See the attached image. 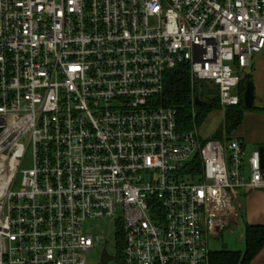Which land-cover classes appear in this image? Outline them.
Wrapping results in <instances>:
<instances>
[{"label":"built area","instance_id":"1","mask_svg":"<svg viewBox=\"0 0 264 264\" xmlns=\"http://www.w3.org/2000/svg\"><path fill=\"white\" fill-rule=\"evenodd\" d=\"M257 56L264 0H0V264H88L99 219L118 264H211L264 148L181 129L158 97L185 66L193 119L199 84L226 111Z\"/></svg>","mask_w":264,"mask_h":264},{"label":"trees","instance_id":"2","mask_svg":"<svg viewBox=\"0 0 264 264\" xmlns=\"http://www.w3.org/2000/svg\"><path fill=\"white\" fill-rule=\"evenodd\" d=\"M250 81H252L251 77H242L239 86L241 102L238 106L227 108L224 116V124L222 125L219 133L215 134L213 138L224 140L230 136L242 125L246 112L256 110L264 111V108L261 107L253 106L250 108L245 106L243 96L245 88ZM202 85L204 86V91L202 93L207 94L208 98H210V91L206 88L207 85ZM192 100L193 90L189 69L184 66L170 71L166 78L164 92L158 97V105L172 107L178 110V122L181 129H194L198 118L200 117L199 115L201 111L198 113L196 120L193 119ZM219 105V97L214 95L209 103L199 105L198 108L202 110V114H206L215 107L218 108ZM224 134L228 136L224 137ZM244 239L245 248L243 251H229L226 249L214 251L212 252L211 264H252L254 259L264 248V225H252L246 223ZM117 240L119 243V253L117 258L123 259L122 256L125 243L123 242L122 232H118Z\"/></svg>","mask_w":264,"mask_h":264},{"label":"rangeland","instance_id":"3","mask_svg":"<svg viewBox=\"0 0 264 264\" xmlns=\"http://www.w3.org/2000/svg\"><path fill=\"white\" fill-rule=\"evenodd\" d=\"M151 23L155 24L156 22L153 19ZM259 57L262 58V56ZM262 60L264 59L262 58ZM255 63H256V66L254 67L255 70L259 69V63H257V61H255ZM243 76L251 77L252 81L255 83L253 71L250 73L245 72ZM197 88L204 89V86L199 85L197 86ZM206 88L209 90L208 86H206ZM203 91H201V94L204 95V97L208 100L207 103H209L213 97L208 98L207 94L202 93ZM260 98L261 97L256 94L255 105H259V106L262 105ZM197 109H198V113H200V111L201 113L199 115L200 117L198 118L197 124L195 123L196 124L195 129H197V131L199 132L202 138L206 140L213 139L214 135L219 133L222 125L224 124L223 122L226 111H224L220 105L218 108L215 107L209 113L206 114H202V110L199 109L198 107ZM244 122H245V129L247 127L250 130L251 136L256 137L257 135L259 136L263 134L262 132H264V124L259 119H254L250 116L249 119L245 118ZM227 136L228 135L224 134V137ZM250 149H251V145H248V151H250ZM24 159L25 160L22 168L23 169L29 168L31 166L30 154H28ZM20 179L21 176H19L18 183L13 186L15 190L20 189L19 188ZM237 199H238L237 203H239L238 205H241L243 207V199L241 200L239 196L237 197ZM86 227L94 235H99L100 233L104 234V236L107 237L108 239L107 250L113 256L118 255L119 253V243L117 240L118 229H116L117 226L115 224V220L99 219L95 221H90L86 224ZM242 231H243V226L238 228L232 225L231 227L227 228L219 237H217L216 239H211L210 242L211 250L213 252L222 249H226L229 251L231 250L243 251L245 248V239L241 238V234L243 233ZM105 246L106 244L102 243V245H99V247H95L90 251V253L87 255L88 264H103L101 257ZM108 264H118V261L115 260L113 262H109Z\"/></svg>","mask_w":264,"mask_h":264},{"label":"crops","instance_id":"4","mask_svg":"<svg viewBox=\"0 0 264 264\" xmlns=\"http://www.w3.org/2000/svg\"><path fill=\"white\" fill-rule=\"evenodd\" d=\"M255 61L259 63V69H253L255 78V92L261 97L260 100L262 102V105L256 106L264 108V60L257 56ZM255 66L256 63L254 67ZM250 116L254 119H259L264 124V111L256 110L252 112H246L245 118L249 119ZM262 133V135H257L256 137L251 136L250 130L247 127L245 129V122L243 120L242 125L232 133V136L244 142L245 151H247V154L250 155L253 150L257 149V147L264 148V132ZM248 145H251L250 151H248ZM239 198L241 200L243 199V207L241 205H238L239 203H237L239 210H241V217L238 222H236L235 224H231V226L233 225L238 228L243 226V233L241 234V238L244 239L246 223L252 225H264V190L246 189L239 194ZM252 264H264V248L254 259Z\"/></svg>","mask_w":264,"mask_h":264},{"label":"water","instance_id":"5","mask_svg":"<svg viewBox=\"0 0 264 264\" xmlns=\"http://www.w3.org/2000/svg\"><path fill=\"white\" fill-rule=\"evenodd\" d=\"M243 100H244L246 107L251 108L254 106V103L256 100V92H255V84L253 81H250L247 84L245 91H244ZM195 103H196V105H202L204 102L202 100H200L199 98H197ZM261 151H263V147L261 148ZM101 259H102L103 264H108L109 262H113L115 258H114V256H112L108 253L107 249H104Z\"/></svg>","mask_w":264,"mask_h":264},{"label":"bare ground","instance_id":"6","mask_svg":"<svg viewBox=\"0 0 264 264\" xmlns=\"http://www.w3.org/2000/svg\"><path fill=\"white\" fill-rule=\"evenodd\" d=\"M5 170L4 166H3V162H0V184L4 182V174L3 171Z\"/></svg>","mask_w":264,"mask_h":264},{"label":"flooded vegetation","instance_id":"7","mask_svg":"<svg viewBox=\"0 0 264 264\" xmlns=\"http://www.w3.org/2000/svg\"><path fill=\"white\" fill-rule=\"evenodd\" d=\"M254 107H256L255 103H254Z\"/></svg>","mask_w":264,"mask_h":264}]
</instances>
